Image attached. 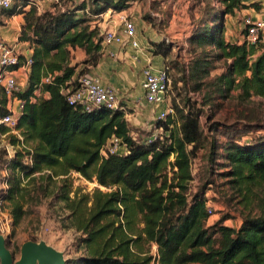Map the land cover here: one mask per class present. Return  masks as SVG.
<instances>
[{
    "label": "trees",
    "instance_id": "obj_1",
    "mask_svg": "<svg viewBox=\"0 0 264 264\" xmlns=\"http://www.w3.org/2000/svg\"><path fill=\"white\" fill-rule=\"evenodd\" d=\"M128 1L89 0L95 13L109 7L124 10ZM217 1L220 9L202 11L200 20L212 22L188 38L196 50L177 68L180 76L171 80L173 86L180 82L179 89L187 95L181 104L170 101L172 112L157 123L162 134L144 139L131 134L134 128L120 105L85 112L66 99L63 91L74 85L78 75L76 64L69 65L70 49L83 51L84 64H94L101 50L98 26H90L88 19L76 14L84 0L72 10L42 13L31 6L33 1L20 0L19 8L14 5L3 13L4 17L23 14L19 40L28 41L32 48L27 87L17 94L24 100L16 125L21 139L9 133L11 144H21L23 149L6 160L7 189L1 196L9 203L14 225L26 213L30 183L44 179L53 184L50 192L68 211L69 227L80 235L76 250L81 254L69 264H264V135L222 144L219 156L227 169L220 175L231 198H236L237 227L220 219L206 225L205 184L188 192L191 161L205 144L199 124L205 107L214 106L216 98H227L232 90H237L240 100L264 97V45L230 43L222 36L225 15L246 6L241 0ZM157 52L153 49V54ZM161 54H166L165 49ZM217 60H223V68L210 75ZM22 62L21 55L14 68ZM49 75L51 80L43 81ZM35 89L46 96L31 102ZM6 113L7 99L2 95L0 116ZM216 125L210 124L208 131H215ZM9 130L0 125L1 132ZM111 137L126 152L101 156L100 149ZM206 158L211 163L218 159L213 140ZM69 171L104 190L72 189ZM254 208L257 212L251 214ZM151 244L156 246V258L150 254Z\"/></svg>",
    "mask_w": 264,
    "mask_h": 264
},
{
    "label": "rangeland",
    "instance_id": "obj_2",
    "mask_svg": "<svg viewBox=\"0 0 264 264\" xmlns=\"http://www.w3.org/2000/svg\"><path fill=\"white\" fill-rule=\"evenodd\" d=\"M81 1L82 0H52V3H50L46 9L42 8L40 4L37 3L31 6H34L38 13L45 11L57 12L67 9L72 10L80 5ZM134 1L135 4H131V7H138L140 12V18L138 19L144 21L143 23L135 21L137 28L136 36L137 39L145 36L146 42V44L143 43L144 45L139 44L136 50H139V52L141 51V53L143 52V54L147 51L149 55H158L163 59V66L167 68V77L169 80L167 90L163 95V101L164 103L170 104L173 98L175 102L181 104V98L187 94L184 93L182 88L179 89L181 85L180 82H177L176 85L173 86L171 80L180 76L177 68H179L181 64H186L189 61V58L192 56L191 50H196L191 46L188 38L192 33L203 29L204 26L212 22L206 20L207 18L200 20L205 8H209L210 10L220 9L221 6L217 0L175 1L174 9L177 10L178 14L180 13V16L174 19L171 27L168 28V20L165 19V16L168 17L171 13L170 10H172V8L170 5V10H168L166 8L157 7L159 5L157 0ZM209 1L210 4H208ZM17 4L18 3L15 4L16 8ZM83 6L82 10H79L78 13L76 12L77 15H83L89 21H105L99 16H94L97 13L92 11L93 7L90 2L87 4L84 0ZM252 8L256 11L258 9L257 4L253 5ZM105 10H110L108 14L109 18H112L111 16L114 15L110 24L114 25L117 23L119 15H116V12L118 11L112 10L110 7ZM125 15L127 17L129 16L127 12ZM228 16L229 15H225V17ZM231 20L235 21L233 18H231ZM233 24L235 25L236 23ZM159 42L161 45L155 48L153 44ZM153 49L158 51L157 54H153ZM164 49L166 54L163 56L161 51ZM206 49L208 50L210 48L206 47ZM100 54L101 51L99 55ZM83 58L77 63H74L76 64L75 72L77 74L88 72V68L93 65L82 63L81 61ZM213 66L214 68L211 70L210 75H215L222 70L223 60L214 61ZM190 95L194 96L193 93H189L188 96ZM158 104H147L143 101L142 105L139 104L137 107H139V109L143 107L142 109L149 110V108L155 107ZM123 111L124 118L126 116L125 114H127L128 117L132 114L130 119L136 116L132 109L124 107ZM202 114L199 124L205 136V144L203 146L204 148L199 150L191 161L192 180L189 182L188 192L192 193L205 184L204 196L207 199V206L211 211V214H209L207 218L206 225H210L220 219L224 225L237 227L240 222V217L237 212L238 205L235 203L236 198H231L233 195L231 190L224 184L225 177L220 175V173L227 168L221 165L222 159L219 155L221 153L222 144L228 140L235 139L241 142H248L253 141L257 136L264 135V128L255 127L264 125V97L251 96L248 99L240 100L237 97V90H232L227 98H216L214 106L210 108L205 107V111ZM206 114L208 115L205 117ZM158 120L157 116L154 115L152 120L143 124L145 125L143 128H134L133 130L136 133V137L144 139L148 136L154 138L161 135L162 130L157 126ZM160 120L162 121L163 119ZM214 122L217 124L216 130L208 131L207 127ZM127 123L131 127L129 122ZM244 127L248 130L242 131ZM9 133L13 134L12 132ZM9 133L3 137V141L0 142V199H2L1 196L4 195L3 193H5L7 189L6 176L8 170L5 167L7 164L8 152L5 148V143L11 144ZM211 140L214 141L218 156V159L212 163L206 158ZM22 149L23 146L21 144L16 146V150ZM24 160L26 162L25 158ZM38 175L39 174H37V176ZM68 176L72 181V189L79 188L82 191H91L94 187H98L104 190L103 187L98 186L93 180H86L73 171H69ZM54 179H56V177ZM206 181H210V183L206 184ZM52 187L53 184L48 185L47 181L44 179H39L37 182L30 183L28 187L29 194H27L24 202L26 213L15 225L12 223L9 203L2 199L0 203V230L4 236L7 248L14 255V259H18L20 246L27 240L46 241L49 245L63 253L66 264H69L67 263L68 261L81 254L80 251L76 250V246L79 245L80 235L69 227V220L67 219L68 211L64 207V204L54 197L53 191L50 192ZM255 212H257L255 208L251 209V214ZM224 217L227 218L224 219ZM150 252V254L156 258V246L154 244H151Z\"/></svg>",
    "mask_w": 264,
    "mask_h": 264
},
{
    "label": "built area",
    "instance_id": "obj_3",
    "mask_svg": "<svg viewBox=\"0 0 264 264\" xmlns=\"http://www.w3.org/2000/svg\"><path fill=\"white\" fill-rule=\"evenodd\" d=\"M35 3L36 0H31ZM116 1V0H112ZM20 0H0V20L3 18V13L12 7ZM20 5H17L19 8ZM100 15V14H98ZM242 41L246 44L261 43L264 45L263 33H264V15L259 18L243 17L242 18ZM102 36L101 50L109 45H116L120 48L131 47L138 49V42L135 39L136 29L135 24L131 19L125 15H120L117 26L106 27L102 30L99 29ZM264 47V46H263ZM110 57H115V52L112 50L106 51ZM21 54L16 47L6 41L0 36V97L4 95L7 99L8 113L0 116V125L8 127V132L0 131V142L2 138L8 135L9 132L19 135L16 130L18 118L24 106V100L18 98L17 94L21 92L20 85L17 80L16 71L22 69L23 72L29 71L32 63L31 56H24L22 64L15 69L14 65L20 61ZM51 80V76H47L43 81L48 82ZM167 68L161 66L156 69H152L149 65H145L141 69V81L140 86L142 89L143 101L147 104H158L163 101V95L168 86ZM66 94V99L70 106L78 108L80 111L89 112L96 107L104 106L106 108L114 109L118 107V102L115 96L114 90L108 86L102 84L95 76L88 72L80 73L74 80V85L69 86L68 89L63 91ZM46 93L40 89H35L29 100L36 102L38 99L45 97ZM172 109L168 104L164 111H160L157 114L158 119H164L167 113H171ZM4 144V143H3ZM121 145L119 140L115 137H111L106 144L100 149V155L106 156L118 152V146ZM16 146L10 143H5V148L8 152V159L13 157L16 153ZM122 153L126 152L124 145ZM26 162L30 163V159L25 157ZM7 188V186H6ZM2 199H0V203ZM207 213L211 214L210 208H207Z\"/></svg>",
    "mask_w": 264,
    "mask_h": 264
},
{
    "label": "crops",
    "instance_id": "obj_4",
    "mask_svg": "<svg viewBox=\"0 0 264 264\" xmlns=\"http://www.w3.org/2000/svg\"><path fill=\"white\" fill-rule=\"evenodd\" d=\"M157 1L160 5H158L157 7H161L164 9L166 8L170 10V5L172 8V10H170V15L168 17L165 16V19L168 20L167 26L168 28H170L172 21L174 19L179 18L180 16V13L178 14L177 10L174 9L175 1L179 0ZM36 2L37 4H40L42 8L46 9L50 5V3H52V0H36ZM85 2L88 4L89 0H85ZM128 3L129 6L124 10L116 12V15H125L127 12L129 15L128 18L131 19L134 24L135 21H137L138 23H143L144 21L138 19L140 18V12L138 7H131V4H135V1L130 0L128 1ZM241 3L244 4L246 7L239 10H235L232 15L224 17L222 36L225 41L230 43L242 42V32L240 33V30H242L241 19L244 16H250L251 18H259L264 15V0H241ZM251 3L257 4L258 9L256 11L253 10L252 6L250 5ZM28 8L29 6L25 7V9ZM76 12L78 13L79 10H77ZM109 13L110 10H105L95 14L94 16H99L106 22L103 20L101 22L93 20L89 21L90 26L97 25L100 30L106 27L117 26V21V23H115L114 25L110 24L114 18V15L111 16L112 18H109ZM231 18L235 19V21H232ZM23 20L24 18L22 13L14 14L9 17L3 16L2 24H0V36L12 45H14L23 57H27L31 55L32 48L30 47L28 41L19 40L20 29L21 25L23 24ZM233 23L236 24L234 25ZM135 29L137 30L136 25ZM135 39L137 40L138 45L146 44L145 36L143 38L137 39V36L135 34ZM107 50H112L113 52H115V57L113 58L108 56L106 53ZM100 51L101 54L99 55L95 63L88 68V73L95 76L102 84L108 85L114 90L118 105H120V107H122L123 109L125 107L134 111L133 113H135L136 116L133 119H130L132 117V114H130L129 117L127 114H125V119L127 120V122H129L131 127L135 129L136 127L143 128V126H145L143 125L144 123L152 120L153 116H157L160 111H164L165 107L168 104L162 101L155 107L149 108V110L142 109L143 107L140 109L139 107H137L139 104L142 105L143 102L142 89L140 86L141 69L146 64H149L152 69L159 68L163 65V59L158 55H149L147 51L143 54V52L141 53V51L139 52V50L133 49L131 47L120 48L116 45H109L105 48V50ZM256 54L257 53H255L253 56H255ZM83 57L84 53L81 49H70L69 65L77 63ZM28 72L29 71L23 72L21 68L16 71L17 80L22 91L27 87ZM131 134L135 135V132L132 131ZM117 149L118 152L122 153L124 147L122 145H119Z\"/></svg>",
    "mask_w": 264,
    "mask_h": 264
},
{
    "label": "water",
    "instance_id": "obj_5",
    "mask_svg": "<svg viewBox=\"0 0 264 264\" xmlns=\"http://www.w3.org/2000/svg\"><path fill=\"white\" fill-rule=\"evenodd\" d=\"M0 264H66V261L61 251L44 240L23 242L18 259H14L0 230Z\"/></svg>",
    "mask_w": 264,
    "mask_h": 264
}]
</instances>
